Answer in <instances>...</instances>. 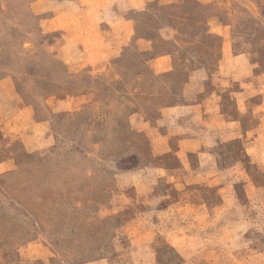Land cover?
I'll return each mask as SVG.
<instances>
[{
	"label": "rangeland",
	"instance_id": "obj_1",
	"mask_svg": "<svg viewBox=\"0 0 264 264\" xmlns=\"http://www.w3.org/2000/svg\"><path fill=\"white\" fill-rule=\"evenodd\" d=\"M0 264H264V0H0Z\"/></svg>",
	"mask_w": 264,
	"mask_h": 264
}]
</instances>
